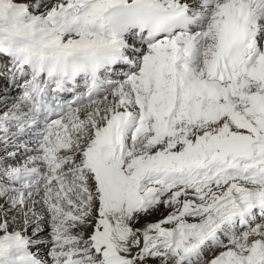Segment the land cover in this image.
<instances>
[{"label": "snow or ice", "instance_id": "1", "mask_svg": "<svg viewBox=\"0 0 264 264\" xmlns=\"http://www.w3.org/2000/svg\"><path fill=\"white\" fill-rule=\"evenodd\" d=\"M117 2L0 0V264H264V0H162L190 31L146 45L85 31ZM99 43L139 70L37 66Z\"/></svg>", "mask_w": 264, "mask_h": 264}, {"label": "clouds", "instance_id": "2", "mask_svg": "<svg viewBox=\"0 0 264 264\" xmlns=\"http://www.w3.org/2000/svg\"><path fill=\"white\" fill-rule=\"evenodd\" d=\"M187 13H176L163 5L162 0H127V3H114L100 24L88 26L85 31L95 32L106 41L115 38L123 40L125 29H145L153 35L190 31L191 23L185 17ZM122 50L111 44L99 43L88 49L46 48L37 61L42 72L51 74L61 80H76L84 75L91 80L99 77L100 71L109 63L119 59Z\"/></svg>", "mask_w": 264, "mask_h": 264}, {"label": "bare ground", "instance_id": "3", "mask_svg": "<svg viewBox=\"0 0 264 264\" xmlns=\"http://www.w3.org/2000/svg\"><path fill=\"white\" fill-rule=\"evenodd\" d=\"M131 2V0H130ZM139 29H135V28H131L130 30L129 29H125L124 33H123V40L125 42V44L127 43L128 39L129 38H135L137 41H139L140 43H143V44H147L148 43V39H147V35L145 34H140L138 35L137 31ZM145 53L147 52V49L144 50ZM124 55H126V48L122 50V57L117 59L115 61V64L114 65H110L108 67V69L105 71L106 74H104V72L100 75V78L102 79H108V80H120L122 78H126L129 74H131V72H135V71H138L139 69L135 66V65H130L129 63L125 62L124 60ZM120 68V71L119 73L116 72V69L117 68ZM88 78L84 75H81L80 79L78 82H85L87 81ZM17 91H19L17 89ZM164 209H160L157 213H156V216L157 215H160L161 213H164ZM137 226H140V225H137Z\"/></svg>", "mask_w": 264, "mask_h": 264}, {"label": "rangeland", "instance_id": "4", "mask_svg": "<svg viewBox=\"0 0 264 264\" xmlns=\"http://www.w3.org/2000/svg\"><path fill=\"white\" fill-rule=\"evenodd\" d=\"M133 65H134V64H133ZM160 209H164L163 206H161ZM164 211H166V210L164 209ZM156 213H157V212L153 213L151 216L148 217V219H149V220H153V221L158 220V219L161 217V214H162V213H161L160 215H157V216H156ZM164 213H165V212H164ZM141 224H143V220L141 221ZM88 231L90 232L91 229H89Z\"/></svg>", "mask_w": 264, "mask_h": 264}]
</instances>
